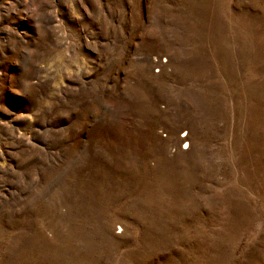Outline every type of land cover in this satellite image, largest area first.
<instances>
[{
    "label": "rangeland",
    "instance_id": "rangeland-1",
    "mask_svg": "<svg viewBox=\"0 0 264 264\" xmlns=\"http://www.w3.org/2000/svg\"><path fill=\"white\" fill-rule=\"evenodd\" d=\"M0 264H264V0H0Z\"/></svg>",
    "mask_w": 264,
    "mask_h": 264
},
{
    "label": "built area",
    "instance_id": "built-area-1",
    "mask_svg": "<svg viewBox=\"0 0 264 264\" xmlns=\"http://www.w3.org/2000/svg\"><path fill=\"white\" fill-rule=\"evenodd\" d=\"M155 72L157 73V72H158V70L156 69V70H155ZM180 147H181V149H185V148H186V143H185V142H184V143H182Z\"/></svg>",
    "mask_w": 264,
    "mask_h": 264
}]
</instances>
